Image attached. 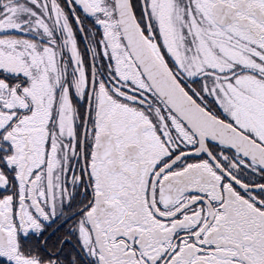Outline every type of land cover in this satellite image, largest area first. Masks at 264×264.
Masks as SVG:
<instances>
[{
  "label": "snow or ice",
  "instance_id": "6c2138e0",
  "mask_svg": "<svg viewBox=\"0 0 264 264\" xmlns=\"http://www.w3.org/2000/svg\"><path fill=\"white\" fill-rule=\"evenodd\" d=\"M0 264H264V0H0Z\"/></svg>",
  "mask_w": 264,
  "mask_h": 264
}]
</instances>
